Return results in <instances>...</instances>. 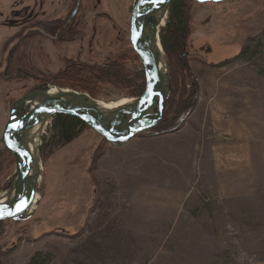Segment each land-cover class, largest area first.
Masks as SVG:
<instances>
[{
    "label": "rangeland",
    "instance_id": "rangeland-1",
    "mask_svg": "<svg viewBox=\"0 0 264 264\" xmlns=\"http://www.w3.org/2000/svg\"><path fill=\"white\" fill-rule=\"evenodd\" d=\"M189 1L181 59L184 82L197 87L193 110L177 131L165 133L176 125L171 114L122 146L89 128L56 144L50 120L38 153L37 207L26 221L1 222L0 264H28L36 253L44 264H264V54L237 58L263 37L264 0ZM131 3L104 0L125 23L126 39ZM14 33L0 20V194L15 178L1 143L14 102L44 85L88 95L61 78L66 69L47 40L17 42ZM5 48L13 50L9 63ZM131 53L118 63L133 78L143 70ZM86 68L76 72L89 80L96 68ZM91 82L95 101L138 97L133 88Z\"/></svg>",
    "mask_w": 264,
    "mask_h": 264
},
{
    "label": "water",
    "instance_id": "water-1",
    "mask_svg": "<svg viewBox=\"0 0 264 264\" xmlns=\"http://www.w3.org/2000/svg\"><path fill=\"white\" fill-rule=\"evenodd\" d=\"M174 0H133L130 43L144 75L143 92L115 109L103 110L88 95L55 85L34 88L14 102L1 135L5 151L13 156L15 178L0 194V222L28 220L37 207L41 138L56 115L78 119L110 145L122 146L161 122L171 95V83L159 41V25ZM218 4L225 0H191ZM159 41V43H158Z\"/></svg>",
    "mask_w": 264,
    "mask_h": 264
},
{
    "label": "flooded vegetation",
    "instance_id": "flooded-vegetation-1",
    "mask_svg": "<svg viewBox=\"0 0 264 264\" xmlns=\"http://www.w3.org/2000/svg\"><path fill=\"white\" fill-rule=\"evenodd\" d=\"M6 3L0 10L1 27L14 30L17 42L27 35L47 40L58 65L66 69L61 74L64 81L76 70L95 67L102 71L116 65L119 56L131 53L130 50L134 53L130 43L133 0L128 12L127 39L125 23L104 0H6ZM45 4L49 6L48 13L43 10ZM83 5L91 8L88 16ZM12 51L5 48L6 63L11 61ZM130 57L133 58L132 54Z\"/></svg>",
    "mask_w": 264,
    "mask_h": 264
},
{
    "label": "trees",
    "instance_id": "trees-1",
    "mask_svg": "<svg viewBox=\"0 0 264 264\" xmlns=\"http://www.w3.org/2000/svg\"><path fill=\"white\" fill-rule=\"evenodd\" d=\"M190 3L191 2L189 0L172 1L168 9L166 27L159 33L161 47L168 64L167 70L171 83V95L163 113V120L164 118L173 114L175 115L173 116V122L176 124L173 128L166 131L165 133H173L179 129V127L185 120V117L193 110L197 97L196 85L193 83L190 85H186V82H184V77L182 75V71L183 69H185V66L183 65L181 56L185 53L186 40L189 35ZM260 52H263L264 54V34L262 39L258 41L255 47L242 50L237 58L245 60L249 53L252 56L260 54ZM131 54L134 61L139 60L135 53ZM88 76H91L89 80H85L81 78L78 72H73L71 75H68L67 79H69L68 81L79 83L80 88L78 89V91L87 93L91 98L94 97L93 91L90 89L91 83H93L91 81L105 80L116 87L118 86L119 88H133L134 90L132 92V96H139L144 89L143 73H138L137 76H134L132 78V76L125 71L120 63H117L116 65H113L102 71L94 69L88 73ZM141 81L142 85L139 83ZM59 86H68L70 88H74L73 85L59 84ZM51 128L53 132L52 139L54 143L63 146L72 142L82 131H84L88 127L74 117L56 115L52 119ZM147 132L148 130L142 133ZM43 141H45V139ZM48 143L49 140L47 142L45 141L46 145H48ZM46 145L44 146V148L47 147ZM6 154L8 153L6 152ZM45 261L46 257H44L41 253H36L29 260L28 264H44Z\"/></svg>",
    "mask_w": 264,
    "mask_h": 264
},
{
    "label": "bare ground",
    "instance_id": "bare-ground-1",
    "mask_svg": "<svg viewBox=\"0 0 264 264\" xmlns=\"http://www.w3.org/2000/svg\"><path fill=\"white\" fill-rule=\"evenodd\" d=\"M226 1V0H225ZM225 1H223V2H225ZM222 3V2H221ZM206 4H208V3H206ZM210 4H214V3H210ZM164 24H165V20H163L162 22H161V24L159 25V27H158V29L160 30L163 26H164ZM160 41V40H159ZM159 41H158V43H159ZM161 44V43H160ZM162 54V53H161ZM138 57V56H137ZM132 100L131 99H122V100H120V101H118V102H116V103H103V102H99V101H97L98 102V105H99V107H101L103 110H110V109H115V108H117V107H120V106H122V105H125V104H127V103H129V102H131ZM3 130H4V128H3ZM3 132V131H2ZM135 138V137H134ZM133 139V138H132ZM130 141V140H129ZM128 141V142H129ZM127 142V143H128ZM126 143V144H127ZM125 145V144H124ZM38 199V198H37Z\"/></svg>",
    "mask_w": 264,
    "mask_h": 264
}]
</instances>
